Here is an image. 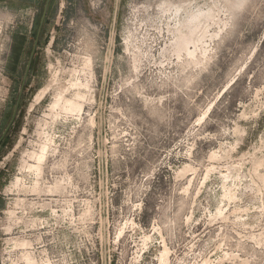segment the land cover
Wrapping results in <instances>:
<instances>
[{
  "label": "rangeland",
  "instance_id": "374dc122",
  "mask_svg": "<svg viewBox=\"0 0 264 264\" xmlns=\"http://www.w3.org/2000/svg\"><path fill=\"white\" fill-rule=\"evenodd\" d=\"M47 1L0 0V264H264V0Z\"/></svg>",
  "mask_w": 264,
  "mask_h": 264
},
{
  "label": "flooded vegetation",
  "instance_id": "af4514ba",
  "mask_svg": "<svg viewBox=\"0 0 264 264\" xmlns=\"http://www.w3.org/2000/svg\"><path fill=\"white\" fill-rule=\"evenodd\" d=\"M40 34H41V32H40ZM40 34L38 32L37 39H36V42L34 44V52H35V49L37 48V45L39 43ZM35 46H36V48H35ZM33 58H34V53H32L31 58H30L29 65L27 66L26 74H25L24 80L22 82V90L24 89V87H25V85L27 83V79L29 77V72H30V68H31V65H32V62H33ZM21 99H22V92L20 93L19 99H18L17 104H16V111H15L16 114L18 112ZM9 128H11V125L7 129L8 131L6 130L7 132H5L4 135H3V137L0 139V147L3 144V142L6 140V137H7L8 133H9ZM1 264H2V262H1Z\"/></svg>",
  "mask_w": 264,
  "mask_h": 264
},
{
  "label": "water",
  "instance_id": "95a60500",
  "mask_svg": "<svg viewBox=\"0 0 264 264\" xmlns=\"http://www.w3.org/2000/svg\"><path fill=\"white\" fill-rule=\"evenodd\" d=\"M49 3H50V0L47 1L46 9H45V12H44V15H43V18H42V24H41V27L43 26V24H44V22H45V19H46V16H47V12H48ZM35 48H36V46H35ZM33 53H34V52H33Z\"/></svg>",
  "mask_w": 264,
  "mask_h": 264
},
{
  "label": "bare ground",
  "instance_id": "6f19581e",
  "mask_svg": "<svg viewBox=\"0 0 264 264\" xmlns=\"http://www.w3.org/2000/svg\"><path fill=\"white\" fill-rule=\"evenodd\" d=\"M240 2H241V1H240ZM242 2H243V1H242ZM196 20H197V18H196ZM74 87H75V86H74ZM45 88H46V87H45ZM47 89H49V88H47ZM49 90H50V89H49ZM66 91H67V90H66ZM43 93H44L43 91L40 92V94L37 96V101H39V100L42 98ZM79 111L81 112L80 109L78 110V112H79Z\"/></svg>",
  "mask_w": 264,
  "mask_h": 264
},
{
  "label": "crops",
  "instance_id": "0c3cea01",
  "mask_svg": "<svg viewBox=\"0 0 264 264\" xmlns=\"http://www.w3.org/2000/svg\"><path fill=\"white\" fill-rule=\"evenodd\" d=\"M46 20V19H45ZM43 27V26H42ZM42 27H41V29H42ZM41 29H40V31H39V34H40V32H41Z\"/></svg>",
  "mask_w": 264,
  "mask_h": 264
}]
</instances>
